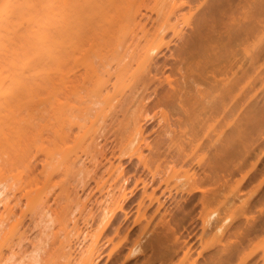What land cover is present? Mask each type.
I'll list each match as a JSON object with an SVG mask.
<instances>
[{
	"label": "bare ground",
	"instance_id": "bare-ground-1",
	"mask_svg": "<svg viewBox=\"0 0 264 264\" xmlns=\"http://www.w3.org/2000/svg\"><path fill=\"white\" fill-rule=\"evenodd\" d=\"M144 1L0 0V163L4 160L3 154L8 155L10 150L14 148V137H23L28 130L30 132L34 129V125L30 119L34 114L30 112L29 118H25L21 115L22 109L28 106L32 109H37L39 103L46 101H50L51 111L57 122L61 125L68 122L72 125L77 124L79 127H84L82 137L87 135L86 139H90L89 145L95 148L99 147V150L101 148L103 149L99 140L102 136V127L93 128L95 124L94 120H90V125L84 123V119L86 118L84 115H90L94 107L89 104L76 106L70 102L71 100L62 101L60 97L52 99L50 96L53 92L57 93V90H59L56 85L62 86L68 82L71 88H76L81 84L85 85L86 83H90L93 86V91L95 90L98 95L93 105L100 106L102 111L114 110L117 106L119 107L122 100L120 101L115 96L108 94L107 83L112 75L124 79L125 74H127V80L134 78L133 81L129 79L132 83L139 79L142 83H146L147 76H149V79L154 77L155 74H151L150 67L157 64V56L162 53L164 47L168 48L172 42L176 43L178 39L182 40L184 37V28H182V25L179 27V21L180 19H183V22L186 20L183 17L184 13L180 15L182 18L179 17V12L182 10V6L186 1L155 0L154 5L150 8L156 10L157 17H162V19L160 18L162 22H157V26L154 25L153 32L151 33L142 24L144 17L140 18V14L141 16H145L146 14V12H141L142 9H140ZM145 3L147 2H144L143 5H147ZM235 8L240 11L237 17L233 15ZM263 13L264 0H244L242 4H240V0H214L211 4L209 14L207 16L202 15L199 18V28H206L207 31L204 34L199 33L185 52L189 58L193 57L194 54L200 55L202 58L199 60H187L185 62L180 61L177 69L180 73L181 81L177 87L174 86L171 77L168 75L164 76V81L168 83L171 90L177 92L176 94L179 100L178 109L173 108L171 111L161 110L160 113L158 112L160 114L158 119H164L168 127L164 130V136L168 138L166 151L164 150L165 147L162 150L159 144L152 146L147 141L148 138L144 136L143 125L150 123L149 121L152 119L151 117L147 118L146 108L148 101L146 98L149 99V96H143L138 101L140 103L139 110L142 112L140 114L142 117L144 116L141 118L144 120V124H138L137 128V125L133 127L135 132L130 133L131 136L127 138L125 148L123 149L133 151L128 154L131 157L135 156L144 168H148V155L145 154L142 146L149 150V152H155L157 158L161 157V154L167 155L168 158L170 156V160L175 163L185 161L190 157V153L186 151L185 144L183 142H177L178 140L175 139L176 136L173 135L171 128H169L172 127L171 125L175 126L174 124H177V126H181L189 122L193 125L195 123L200 125L203 121L218 115L217 113L224 115L229 112L232 113L233 110L229 109L231 108L229 107V103L235 96L231 93L236 87L241 91L247 85L248 80L245 81L246 83L244 82L246 85L242 81L248 74L247 71L250 70L245 66L246 63L241 58L237 59L238 53L236 52V47L238 49L240 43H243L249 34L253 32L255 25L259 22L260 15ZM190 15L187 14V17H191ZM173 17H175V21L173 19L174 22L172 21ZM223 17H229L228 19L231 21L224 24V27L226 26L224 30L226 33H223L220 28V30H215V27L224 21ZM168 27L172 30L173 33L171 36H174V38L170 40L168 38L169 41H165L164 34L169 29ZM211 30L213 33L216 32L218 36L213 37V42L204 44L202 41ZM139 32L142 33L140 36ZM102 50H105V52H102ZM263 52L264 47L261 51L251 55V60L249 61L251 68H254V64H257V60L261 58ZM170 55L172 56V53ZM134 63L136 67H134ZM196 70L199 71L198 76L203 82L214 87L218 85L216 90L220 91L217 95H213L210 99L205 96V88L201 89V84L196 78H193V80L190 78V75ZM220 74L225 75V78L218 79L217 76ZM139 76L140 78L138 79L137 77ZM254 76L256 77V75ZM254 76L253 78L255 79ZM248 78L250 80V76L246 79ZM129 80L127 81V85L130 83ZM190 81L191 84H194L193 88L195 92L193 94L187 89L188 82ZM133 85L135 84L131 86ZM144 90H147L146 87ZM135 92L133 91V87L130 88V95L133 96ZM148 93L146 92V95ZM45 94V97H40V95ZM132 96L131 98L134 97ZM226 98L230 100L227 101ZM144 100L145 102H143ZM141 101L143 102L142 104ZM241 109L238 115L236 114L235 127L226 142L220 144L213 142L210 145L213 149V154L208 162H205V160L202 161L203 159L196 161L195 164L199 167L200 171L193 173L192 180L194 182L223 185L228 178L225 173L227 172L226 169L229 170L228 166L231 161L230 164L233 167V172L242 170L243 161L252 154L251 152V154L248 153L249 151L242 152V149L244 151V147H246L248 150L247 144L249 141L252 146L255 142L257 143V140L254 139H259L257 137L258 133L262 134L264 130V95L261 104L256 106L255 109L250 107H243ZM192 133L187 137V142H192L196 139L194 135L196 133L195 130ZM216 139L219 140L220 138ZM243 139L245 140L244 142L248 141L246 145H244ZM195 145L199 146V143ZM253 149H255V146ZM126 150L125 152H127ZM81 152L82 154L75 153L74 156L72 154L62 155L56 163V165L63 164L66 173L72 171L75 180H77L75 191H72L74 193L72 200L75 203V207L69 212L68 217L73 222V224H70V229L69 224H66V220H63L58 213H54L50 208H46L45 205L31 219L32 226L24 227L25 224L22 223L21 218L14 217L16 216V211L14 212L15 206H13L15 205V201H12L16 199L15 186L3 174L0 165V264H44L46 246L49 245L45 236L48 237L51 234L49 230H53L52 227L55 226L56 221H59L61 225L58 227L61 232L56 230L52 231V235L50 236H53V238L50 242L53 247L57 242H60L59 248L62 250L61 256L65 259L64 264L97 263L100 255H92L93 249H95L93 242V245L90 243V249L85 248L87 246L84 244L86 241L91 240L92 235L87 231H81L80 233L79 220L87 215L84 219L86 224H89L87 222L88 219H92L96 215H94L95 211L89 205H97V208L101 209L100 224L102 225L99 233L105 231L112 223L114 215V212L110 211L107 206L111 202H116L117 210L124 212L125 216H127L123 204L129 201L132 194L134 195V190H127L128 179L122 178L121 176L117 182L118 186L117 183L114 186L109 185L110 188L108 187L102 193L104 195L103 199H96L92 202L90 194L82 198L79 190L76 188L82 190L84 177L90 173V169L95 166L97 167L95 165L97 162L95 155L90 154V150L83 148ZM246 152L250 155L244 154ZM254 152L255 150H253ZM261 156L259 154L256 161L258 159L262 161ZM234 160L237 163H234ZM261 169L264 170L263 168ZM121 171V163L118 165L111 164L109 168L110 174H114L115 172L120 173ZM255 171L259 170L256 169ZM254 172L253 175L256 177ZM230 174H232V171ZM178 177L180 176L176 178L178 179ZM248 180L250 181L249 178ZM102 186L99 184L100 191L104 189L101 188ZM116 188L120 193L119 198L114 196L116 194ZM198 192L202 193L198 201L202 204H208L210 196L205 189L196 187L192 190H185L183 188L181 193H184L183 195L185 197L182 195L181 200L177 201V206H175L178 207V210L176 209L175 211L179 215H176L177 213L175 211L173 212L175 214L169 215L172 211L167 214L166 212L168 211L164 208V213L167 215L163 213L164 215L162 214L163 216L159 220L162 221L163 231L156 232L157 235L153 238L154 240L157 238L156 242L154 240H150L151 242L148 241V251L142 248V243L134 245L129 250V254L125 260L131 259L137 262L141 256L145 260L139 264H153L155 262L153 260V254L155 250L158 251V247L156 248V246L158 245L157 241L161 239L160 236L166 235L171 230L175 232L173 229L178 225L177 221H182L186 216L187 210L185 211L184 206H187L190 202L193 203V200L198 197ZM165 195L163 194V196ZM69 196L71 195L69 194ZM170 196L169 192V198ZM156 201L157 207L155 212H159L158 210L163 205V202L159 201L158 198H156ZM251 204H254L256 207L252 201ZM251 204L247 205L250 206ZM249 206L248 210L250 211L253 205H251V208ZM77 209L81 218L75 216ZM248 210L246 211L249 212ZM263 212L264 209L259 210L260 215ZM167 216L171 217L167 219ZM258 217L254 215L252 218H248L247 216L248 221L244 218L247 221L245 226L243 228L239 227V229H242L236 232L241 237L240 240L236 239L238 245L236 242V245H234V239L232 240L234 246L229 242L233 247L220 249L208 257H203V260L197 264H229L234 261L239 256L241 247L252 236L264 229V217L263 219L259 217L261 220L257 219ZM197 218L201 222V229L205 234L210 233V231H215L217 234L223 235L226 229L230 230V227H232V221H235L231 216H220V212L217 209H207L200 213ZM171 221H174L175 224ZM233 228L231 230L235 234L238 228L236 230L235 226ZM233 230L235 231L233 232ZM39 233L43 234L45 238L42 239L43 235L39 236ZM14 236H16L17 240L14 239V242L8 243L6 251L3 252L1 247ZM72 236L78 237V240L71 244L70 241L73 242L74 240V238L71 240ZM244 238L247 240L246 242ZM229 244L227 245L229 246ZM83 246L85 247L83 248ZM88 250H91L92 253L85 257V253ZM75 251H78V253H75ZM257 259H251L248 264H257L259 262Z\"/></svg>",
	"mask_w": 264,
	"mask_h": 264
},
{
	"label": "rangeland",
	"instance_id": "rangeland-1",
	"mask_svg": "<svg viewBox=\"0 0 264 264\" xmlns=\"http://www.w3.org/2000/svg\"><path fill=\"white\" fill-rule=\"evenodd\" d=\"M154 1L155 0H145L144 2H147L145 3L147 5H143V2L141 5L142 7H140V9H142L141 12H146L147 14H145V16H141L140 14V18L144 17L142 24L145 25L146 30H149L150 33L153 32L154 25L157 26V22H162L160 21L162 17H157L156 10L150 8L154 5ZM185 1V4L182 6V12H179V17L182 18L180 15L184 13L183 17L186 20H184L185 22H183V19L179 21V27L182 25V28H184V37L182 40L178 39L176 43L172 42L168 48L164 47L162 53L157 56V64L150 67L151 74L155 75L151 79L147 76L146 83L144 82L147 90H144V83L139 79L140 76L137 77L139 80L137 79L138 81L135 80L133 83L131 81H133L134 78H132V80L129 78L131 81L128 79L130 83L127 85V74H125L126 76L123 75L124 79L112 75L107 83L108 94L122 101L119 107L117 106L114 110L102 111L100 106L93 105L98 95L95 90L93 91V86L90 83H86L85 85L81 84L76 88H71L68 82L64 83L62 86L56 85L59 90H57V93H52L50 96L52 99L60 97L62 101L71 100L70 102L76 106L89 104L94 107L90 115H84L86 116L84 123L90 125V120H94L95 124L93 128L102 127V136L99 140L103 149L101 148V150H99V147L95 148L89 145L90 139H86L87 135L82 137L84 127H79L77 124L72 125L68 122L61 125L57 122L51 111L50 101H46L39 103L37 109H32L30 106L22 109L21 115L25 118H29L30 112L34 114L33 117L30 118L34 125V129L30 132L28 130L23 137H14V148L10 150L8 155L3 154L4 160L0 163L2 172L7 176L9 182L15 186L14 191L16 193V199L12 201H15V205L13 206H15L14 212L16 211V216L14 217L21 218L22 223L25 224L24 227L32 226L31 219L43 205H45L46 208H50L54 213H58L63 220H66V224H69V229L70 224H73L68 217L69 212L75 207L72 198L77 180H75L72 171L66 173L63 164L56 165L58 162L57 160L60 159L62 155L72 154L74 156L75 153L82 154L81 150L83 148L90 150V154L95 155L97 162L95 165H97V167L95 166L90 169V173L88 175L86 174L87 177H84V189L81 188L82 190H80V188H76L79 190L82 198L90 194L92 202L96 199H103L104 195H102V193L108 189L109 185L114 186L121 176L122 178L128 179L127 190L133 189L134 195L132 194L129 201L123 204L127 216H125L124 212L117 210L116 202H111L107 207L110 211L114 212L113 221L105 231L99 233L102 225L100 224L101 209L97 208V205H89V207H92V210L95 211L94 215L96 214L92 219H88L87 222H89V224H86L84 219L87 215L81 218L78 209L75 211V216L81 218L78 223L80 225V233L81 231H87L92 235L91 240L84 243L87 247L83 246V248L90 249L93 244L95 248L93 249V253L91 250H88L85 253V257L91 253L95 256L99 254L100 257L96 264H139L141 261L145 260L144 257L141 256L138 260L139 262L125 259L129 254V250L136 244L142 243V248L148 251V241L154 240L153 238L157 235L156 232L163 231L162 221H159L161 217L166 213H170V211L172 212L169 215L177 213L175 210L178 207L175 206H177L176 202L180 201L184 194L181 193L183 188L185 190H192L196 187L205 189L210 196L209 203H200L198 198L202 193L198 192V197L193 200L194 202H190L187 206H184L185 211L187 210L186 216L184 215L185 217L182 221H177L178 223L175 221L179 225L176 224L178 228L177 226L175 228L174 225L175 229H173V231L175 232L171 230L167 232L166 235H161L160 241H157L158 245L155 246L156 248L158 247V251H154L153 260H155V262L153 264L200 263V257H208L215 253L213 252L210 254L206 252L210 250L218 251L236 245L235 242H238L236 239L240 240L241 238L239 233L237 234L236 232L240 231V229L245 226V223L248 221L246 218L247 216L248 218L254 216L253 214L248 215L246 210L249 206L247 204L251 203L257 191L258 182L254 179L250 186L246 185L245 182L250 176L251 171L253 173L261 162V159L256 161L258 155H262V160L264 158V130L263 132L261 130L262 134L258 133L257 137L259 139H254L257 140V143L255 142L253 146L250 141L248 142L246 140L248 142V150L244 147L246 150L244 149L243 151L242 149V152L249 151L248 153L251 152L252 154L250 153V155L247 152L244 153L250 156L246 157V159L248 158L247 160H242L244 163H242L243 168L241 171L233 172V167L230 164L232 161L230 160L231 162H229L228 166L229 170L226 169L227 172L225 173L228 178L223 185L219 186L217 183H196L192 180V176L194 175L193 173H198L200 171L199 167L195 164L196 161L203 159L202 161L205 160V162H208V160L211 159L210 157H212L213 149L210 145L213 142H216V144L226 142L235 127L234 122L239 110H242L241 108L243 107L255 109L256 106L260 105L262 102V97L264 95V52L261 58H258L257 64H254V68H251V65H249L251 63H249V61L251 60V55H254L253 53L261 51L264 47V13L260 15L259 22L255 25L253 32L249 34L243 43H240L239 46L237 45L238 49L236 47V52L238 53L237 59L241 58L242 61L246 63L245 66L250 69L247 71L248 74L244 77L242 83L245 84L247 80L250 82L254 79V75H256L257 78L254 76L255 79L251 81L250 84H248L249 82L247 81V85L245 84L246 86H244L241 91L237 87L232 91L231 94L235 96L229 103V107H231L229 109L233 110L232 113L229 112L226 115L217 113L218 115L212 116L211 119L203 121L200 125L197 123L193 125L189 122L181 126L174 124L175 126L171 125L172 127H169L173 135L176 136L175 139L178 141L174 140L183 142L186 151L190 153V157L187 158V160L175 163L170 160V156L168 158L165 154H161V157L157 158L155 152H149V150L142 146L143 151L148 155V168H144L135 156L131 157L129 155L133 151H127L125 149L127 151L125 152L123 149L125 148L124 146L127 138L131 136L130 133L133 131L135 132L133 127L137 125V128L138 124H144V120L141 119L144 116L142 117L141 115L142 112L139 110L140 103L138 101L143 96H149V99L146 98L148 101V106L146 108L148 117H146H151L152 119H150V123H145L143 125L144 136L148 138L147 141H149L152 146L159 144L160 148L163 150L165 147L164 150L166 151V142L168 138L164 136V130L168 127L164 119H158L159 113L161 110L171 111L173 108L178 109L179 100L177 98V92L171 90L168 83L164 81V76L168 75L171 77L174 86L177 87L181 81L180 73L177 69L180 61L185 62L187 60H199L202 58V56L196 54L189 58L185 51L199 33L204 34L207 31L206 28H199L198 20L202 15L207 16L209 14L211 4L214 0ZM242 3H244V0H240V4ZM189 12L192 14L190 15ZM239 12L240 11L235 8L233 13L234 17H237ZM187 14L191 17L188 18ZM223 18L224 21L219 23L220 25H217L215 30L220 28L224 33L226 29L224 24L231 21L228 19L229 17ZM173 19L175 21V17L172 18V21ZM186 22L190 23L187 24ZM165 33V41H167L168 38L169 40L174 38V36H171L173 32L170 28ZM141 34L142 33L139 32V36ZM215 36H218L217 33H213L211 30L207 33V36H205L202 42L204 44H209L214 41L213 37ZM102 52H105V50H102ZM171 53L172 56L170 55ZM109 60H111V58H109ZM133 65L136 67L135 63ZM257 70L258 72H256ZM198 73V70L194 71L192 75H190V78L192 80L196 78L198 82H200L201 89L205 88V96L210 99L213 95H217L220 91L216 90L218 85L214 87L203 82L199 78ZM224 76L225 75L220 74L217 78H225ZM249 76L250 80L249 78L246 79ZM131 83L135 85L131 86ZM129 86H131L130 88L133 87L134 92L136 91L133 95L134 97L130 95L131 92L129 94ZM193 86L194 84H191V81L188 82L187 89L191 91V94L195 92ZM146 92L149 93L146 95ZM41 96L45 97L46 94L40 95V97ZM131 96L133 98H131ZM226 100L229 101L230 99L226 98ZM116 102L118 103V101ZM143 102H145V100ZM143 102L141 101V104ZM75 112L78 113L77 110H75ZM76 119L78 118L76 117ZM194 130L197 133L194 134L196 139L192 142H187V137L190 133L193 134L192 132H194ZM216 138L220 139L217 140ZM244 141L243 139V142ZM247 142H244V145H246ZM196 143H199V146H196ZM241 146L243 145L241 144ZM254 146L255 149L253 150H255L258 155L255 152V155H253L252 148H254ZM190 159L193 161L192 163ZM119 163L122 164V171L120 173L115 172L114 174H110L109 168L111 164L118 165ZM234 163L237 162L235 161ZM231 171L232 174H230ZM177 176L180 177L177 179ZM76 179L78 178L76 177ZM180 179L182 180L180 181ZM260 182H264V177ZM99 184L103 185L101 187L102 189L104 188L102 191L99 189ZM117 190L116 188V194L114 195L116 198L118 196L120 197L119 190ZM169 192L172 196H170L171 199L169 198ZM69 194L71 196L68 197ZM163 194L166 195L163 196ZM183 196L185 197V195ZM156 198L163 202L162 208L160 207L158 210L159 212H155L157 207ZM164 208L167 209L168 212L164 213ZM207 209H217L220 212V216H231L235 220L232 221V223L235 224V230L238 228L236 231L233 230L235 234L232 233L231 230L234 227L233 224L232 227H230L231 232L229 229H226L223 235H219L215 231H210V233L205 234L201 229V222L197 217ZM174 211L175 213H173ZM176 215L179 214L177 213ZM251 215L253 216L251 217ZM168 217L170 218L171 216H167V219H169ZM244 218L247 221H245ZM171 222L174 223V221ZM59 226H61L59 221H56L55 226L52 227L53 230H49V233H51L50 235H52V231L54 230L61 232V230L58 229ZM239 227L242 228L239 229ZM36 233L38 234V232ZM41 235L43 234L39 233V236ZM49 236H45V238L43 235V238L41 237L42 239H47L49 242V245L46 246V254H44V264H64L65 259L61 256L62 250L59 248L60 242H57L54 247L51 246L50 240L52 241L53 236ZM80 237L82 238V236ZM73 238V242L70 241L71 244L78 240L76 236H72L71 240ZM14 239L17 240L16 236L7 241V243L1 247V250L5 252L7 244L14 242ZM143 239L145 240L143 241ZM156 239L154 240L155 242ZM232 240H234V245ZM229 242H231L233 246H231ZM227 244H229V246ZM27 248L30 249L29 246H27ZM241 248L238 259L234 264H247L250 258L259 254L261 255L262 264H264V233L252 238L250 242L245 243ZM75 253H78V251H75ZM205 253L207 255H205Z\"/></svg>",
	"mask_w": 264,
	"mask_h": 264
},
{
	"label": "crops",
	"instance_id": "crops-1",
	"mask_svg": "<svg viewBox=\"0 0 264 264\" xmlns=\"http://www.w3.org/2000/svg\"><path fill=\"white\" fill-rule=\"evenodd\" d=\"M262 163L264 162V158H263V160L261 161ZM262 163H259L258 164V168H257V170H259V171H255L254 173H255V176L256 177H254V175H253V173H251L250 174V177H248L249 179H250V181L247 179L246 180V185H248V186H250V184H252V181L255 179L257 182H258V188H257V191H256V193L254 194V196H253V198H252V203H255V205H256V207L254 206V204H251V205H253L252 206V210L253 209H255V210H248L249 212H247L248 213V215L249 214H253V215H256V217L257 216H259V217H261L262 219H263V217H264V212H263V214L262 215H260V213H259V210L261 211V209L263 210L264 209V182L263 183H261L260 181H261V179L264 177V170H262L261 168H263L264 169V163L262 164ZM260 170H262V171H260ZM259 172V173H258ZM256 173H257V175H256ZM252 178V179H251ZM252 180V181H251ZM251 205L249 206L250 208H251ZM260 208V209H259ZM259 217L257 218V219H259ZM261 218L259 219V220H261ZM264 221V220H263ZM244 222V221H243ZM258 222H260V221H258ZM263 229V228H262ZM264 233V229L263 230H260V232H258L257 234H255L252 238H254V237H256V236H258L259 234H263ZM251 238V239H252ZM250 239V240H251ZM250 240L249 241H245L246 243H248V242H250ZM217 250H210V251H208V252H206V253H213V252H216ZM205 253V255H207ZM202 258L203 257H200L199 259H200V262L202 261ZM254 258H258L257 260H259V262L257 263V264H262V260H261V255L259 254V255H256V256H253L252 258H250V260L252 259H254ZM237 259H238V256L236 257V259L234 260V261H232L230 264H234L236 261H237ZM250 260H248V261H250ZM248 264V263H247Z\"/></svg>",
	"mask_w": 264,
	"mask_h": 264
}]
</instances>
